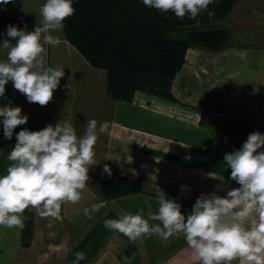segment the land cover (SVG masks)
I'll return each mask as SVG.
<instances>
[{
	"label": "crops",
	"instance_id": "1",
	"mask_svg": "<svg viewBox=\"0 0 264 264\" xmlns=\"http://www.w3.org/2000/svg\"><path fill=\"white\" fill-rule=\"evenodd\" d=\"M22 2L26 13L41 24L40 6ZM217 24L229 30L230 45L219 52L190 47L173 81L172 98L144 91L131 101L109 98L107 71L92 66L63 30L53 33L60 38L58 46L46 45V66L65 73L50 103H30L8 82L0 106H20L29 119L9 140L0 117V175L6 174L7 156L21 129L37 131L62 121L71 122L83 135L87 119H96L98 125L108 122L109 133L98 137L99 163L89 169L78 203L63 205L58 219L42 218L29 209L34 215L30 246L21 245L22 229L0 227V264H73L77 252L86 257L79 264H197L182 234L166 241L153 235L132 242L106 229L104 220L141 208L147 214L148 204L155 211L158 188L181 203L187 214L202 193L226 195L239 186L230 179L224 156L242 147L251 132L264 133V0H237ZM5 39H10L7 31L0 32V61L7 60ZM104 164L110 165L112 177L140 179L142 191L106 199L94 185L108 176L101 174ZM101 201L106 208L91 217L83 214L84 208Z\"/></svg>",
	"mask_w": 264,
	"mask_h": 264
},
{
	"label": "clouds",
	"instance_id": "2",
	"mask_svg": "<svg viewBox=\"0 0 264 264\" xmlns=\"http://www.w3.org/2000/svg\"><path fill=\"white\" fill-rule=\"evenodd\" d=\"M213 0H143L145 6L162 13L172 12L179 19H195L207 11ZM14 0H0V5ZM73 0H46L40 9L41 24L27 31L9 25L2 47L7 60L0 61V97L6 95L9 81L30 103L46 106L64 77V69L46 66L47 46H58L65 20L75 15ZM209 16L214 15L208 12ZM15 40V43L11 41ZM67 87V85H66ZM5 139L28 122L20 106H0ZM109 133L108 122L87 119L83 135H78L71 122L49 124L42 130L21 129L7 156L6 174L0 175V227L23 229L26 210L34 209L42 218H59L62 206L75 204L90 179L89 169L97 165L95 145L100 135ZM224 161L231 169L230 179L239 186L227 190L202 193L189 213L181 203L169 199L157 189V209L150 204L135 214L125 213L118 219L104 220L109 231L119 232L135 242L158 236L168 240L183 235L194 251L197 264H264V133L251 132L242 147L226 153ZM112 175L104 164L102 175ZM224 180V177H215ZM222 185L218 186L221 188ZM182 189L187 186L182 185ZM106 202L93 203L83 214L91 217L106 208ZM157 222V223H150ZM77 252L73 264L84 260Z\"/></svg>",
	"mask_w": 264,
	"mask_h": 264
},
{
	"label": "trees",
	"instance_id": "3",
	"mask_svg": "<svg viewBox=\"0 0 264 264\" xmlns=\"http://www.w3.org/2000/svg\"><path fill=\"white\" fill-rule=\"evenodd\" d=\"M236 2L213 0L195 19H179L145 6L143 0H73L76 13L65 20L63 32L92 66L107 71L109 98L131 101L138 91L172 98L173 81L190 47L219 52L230 45L229 30L217 23ZM10 24L21 29L27 25V31L39 26L22 0L0 5V32ZM94 185L106 199L142 191L140 179L125 175L104 176ZM24 216L21 245L27 247L33 240L34 215L26 210Z\"/></svg>",
	"mask_w": 264,
	"mask_h": 264
},
{
	"label": "rangeland",
	"instance_id": "4",
	"mask_svg": "<svg viewBox=\"0 0 264 264\" xmlns=\"http://www.w3.org/2000/svg\"><path fill=\"white\" fill-rule=\"evenodd\" d=\"M26 2L27 3H34V2H36V5L38 6H40L39 8L41 9V7H42V5L46 2V0H26ZM27 6H28V4H27ZM29 7V6H28ZM39 15H40V13H39ZM40 19H41V16L39 17ZM36 22L38 23V24H40L37 20H36Z\"/></svg>",
	"mask_w": 264,
	"mask_h": 264
}]
</instances>
